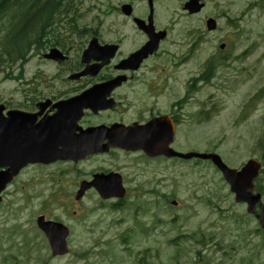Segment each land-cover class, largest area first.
I'll use <instances>...</instances> for the list:
<instances>
[{
	"label": "rangeland",
	"instance_id": "1",
	"mask_svg": "<svg viewBox=\"0 0 264 264\" xmlns=\"http://www.w3.org/2000/svg\"><path fill=\"white\" fill-rule=\"evenodd\" d=\"M168 1V6L160 8L161 18L183 15L179 0ZM249 1L253 0H206L204 11L198 14L203 19L207 16L215 18L219 12L228 11L234 17L233 27H229L226 18L220 14L216 30L207 33L203 25L206 33L201 55L214 53L218 56L217 78L203 85L195 96L197 102L206 106L203 112L209 111V106L215 109L210 114V120H203L201 128L187 135L186 142L181 146L185 152H215L227 166L251 157L264 124V0H256L257 4L252 6H248ZM116 3L117 0H79L74 6L78 13L74 12V16L80 19L79 31L85 25L98 23L102 27L116 29L119 15ZM221 43H225L222 50L219 49ZM245 49L247 55L243 56ZM37 53L38 50L34 49L30 56H26L22 69L25 83L20 88L26 89L27 105L38 99ZM0 60L3 61L0 67L7 66L9 70L17 71L18 66L10 64L5 57ZM194 66L193 59L180 76ZM7 73L9 71L0 69V95L4 98H8L16 87L15 83L4 78ZM169 89L181 92L184 87L178 82ZM195 106L199 107V104ZM195 106H191L190 110L200 111ZM69 165L32 166L20 177L25 184L24 190L11 188L13 194L0 208H19L24 203L26 210L20 215L0 214V257L21 254L26 257L27 264H36L35 258H38V264L39 261L41 264H230L242 260L244 244L240 240L236 246L240 250L231 260L222 256V251L227 250V243L233 245L235 230L228 222L226 183L209 163H170L172 194L168 198L128 199L119 210L103 206L93 193L74 202L77 188L71 182H76L79 177L69 170ZM98 166L96 161H90L74 169L88 173ZM60 187H63L66 196L44 198ZM173 199L177 203L171 208L169 201ZM137 207L147 213L135 216L133 210ZM40 211L69 225L72 229L71 247L90 248V254L85 257L87 260H78L71 255L52 259L49 249L42 246L39 234L37 236L34 232L35 217ZM160 217L166 222L159 221ZM152 219L154 223H150ZM135 220L145 226L135 225ZM175 226L186 237L175 240L177 229H172ZM200 236L213 243L200 246L195 243ZM121 237H127L128 241H121ZM22 240L23 245L20 244ZM219 241H223V248L217 249L214 243ZM177 246L180 247V258L174 256Z\"/></svg>",
	"mask_w": 264,
	"mask_h": 264
},
{
	"label": "flooded vegetation",
	"instance_id": "2",
	"mask_svg": "<svg viewBox=\"0 0 264 264\" xmlns=\"http://www.w3.org/2000/svg\"><path fill=\"white\" fill-rule=\"evenodd\" d=\"M78 1L75 3V0H38L40 18L52 12L46 29L38 31V99L27 105L26 89L20 88L25 83L21 69V62L22 67L25 62L19 54L13 58L15 66H18V76L17 71L7 75L8 80L15 83L16 87L8 98L0 95L3 114L6 115L11 110L34 113L37 111L38 103L39 123L58 115L56 104L82 97L84 101L81 103H84V106L77 103L70 108L71 111H65V115L71 114L75 119L74 135L79 136L85 130L96 128L147 126L157 135L154 139L155 145L165 142L167 136L172 135L170 146L174 150L185 152L181 145L186 142V136L196 133V130L201 128L203 120H210V114H213L215 109L214 106H209V111L203 112L202 109L206 106L203 107L200 101L197 102L195 96L203 85H208L217 78L218 56L214 53L201 55L206 33L203 25L209 16L204 19L200 17L198 14L202 10L195 14L184 11L183 5L187 0H179L183 15L174 14L164 18L160 17L159 11L160 8L168 6L170 3L168 0H117L116 9L119 15L116 29L102 27L101 23H98L94 26L85 25L82 31H75V23L77 22L76 27L79 29L80 21L74 16V6ZM123 5L129 6L130 14L122 13ZM151 12L152 16L149 17ZM219 14L226 18L229 27H233L234 17L228 11H221ZM218 15L213 17L216 20L214 30L218 28ZM137 21L145 24H149L150 21L155 31H165L156 50L139 62L137 57L131 56L149 41V36L140 28ZM206 31L211 32L207 28ZM93 39L96 40L95 49L92 48L94 52L89 54L87 62H83L82 52L90 46ZM113 46H115L113 56L108 63L102 64V56L111 53L109 50ZM51 49L60 52L63 57L61 62L47 58L46 54ZM2 51L17 54L16 49ZM242 54L247 55V50L245 49ZM193 59L195 66L187 68L190 71L180 76L184 67ZM222 59L224 60V57ZM83 71H86L85 74H81ZM71 75L77 77L70 78ZM178 82L184 87L181 92L169 89ZM196 103L199 107L195 106ZM191 106L200 111L197 109L191 111ZM192 128L195 129L194 132ZM260 136L262 137L256 141L254 153L250 158L229 165L230 181L225 182L228 195V222L235 230V235L232 239L233 245L227 243V250L222 251L223 258L231 260L240 250L236 247L239 240L244 244L242 260L230 264H242V261L244 264H264V124ZM110 140L109 135H103L96 141L103 146ZM104 151L86 156L77 162L67 163L76 167L96 161L99 166L93 173L119 174L125 195L120 200L111 199L118 206L123 205L128 199L168 198L172 194L170 163L197 165L200 161L195 158L183 160L164 155L150 156L144 148L132 151L111 146ZM253 157L255 158L252 159ZM247 164H253L256 168L248 171L245 180L240 172ZM76 173L79 177L85 175L84 170H77ZM72 184L75 187L76 182ZM8 190L9 184L2 193L3 201L6 193H9ZM59 194L63 195L61 192L57 195ZM24 206L23 203V207L16 209L2 208L1 213L23 214ZM133 211L135 216L147 213L138 207ZM175 219L176 217L171 221ZM150 223H154V219ZM135 225L145 226L136 220ZM172 229H177L175 240L186 237V234L179 231L178 226ZM198 239H195V243L200 246L213 243L205 240L203 236ZM177 242L179 244V241ZM222 242H215V247L223 248ZM179 248L177 246L174 252L176 258H180ZM10 260L12 264H27L26 257L21 255L10 257ZM35 260L38 264V258Z\"/></svg>",
	"mask_w": 264,
	"mask_h": 264
},
{
	"label": "water",
	"instance_id": "3",
	"mask_svg": "<svg viewBox=\"0 0 264 264\" xmlns=\"http://www.w3.org/2000/svg\"><path fill=\"white\" fill-rule=\"evenodd\" d=\"M201 7L202 4H200L198 0H189L184 5V9L190 13L199 11ZM122 10L126 13L129 12L128 6H123ZM138 24L140 25L141 23L139 22ZM214 26V20L208 19V29H212ZM145 27L146 28L143 29L149 32L150 41L136 53V55L140 56L152 51L157 43V38H159V34L154 33L151 25ZM221 47H223V45ZM88 52L89 49L83 53V57L88 54ZM59 55L60 53L56 50H51L46 56L60 61L61 58ZM107 60L108 57H106V62ZM60 112L61 111L58 112V115L41 120L39 123H34L38 113H23L22 115L13 113L9 114L8 118L4 120L0 119V166L4 164L9 168L8 174L4 172V176L3 174L0 175V178L3 176L2 180H10L21 167L28 163L48 164L57 160L77 161L86 154L99 151L96 149L93 150L92 148L94 144H96L94 139H97L98 136H102L106 131L86 130L79 136H76L74 135L73 126H70V118L64 117ZM127 129L117 131V133L114 132L112 134L113 143L111 144L116 145L120 142V139L124 137V139H127L124 142L131 143L132 147L136 144H144L142 146H144L151 155L165 154L166 156H179L182 158L198 157L205 160L209 159L221 170L226 181H229L231 172L217 154L196 152H189L186 154L178 153L167 146L170 138L165 141V144L160 143L159 145H155L156 142L152 143V138L155 136L147 131L132 130L136 129L135 127L130 128V131ZM154 145L157 148L152 147ZM249 169H251L250 164L246 165L242 172H240L242 178L245 180L247 179L246 173ZM89 186H94L99 195L104 199L112 196L121 197L123 194L120 179L117 174H108L106 176L95 175L91 182H83L76 198H79L84 189ZM37 224L46 232L52 248V253L54 255L65 253L66 228L60 223L43 221V216L37 218Z\"/></svg>",
	"mask_w": 264,
	"mask_h": 264
},
{
	"label": "trees",
	"instance_id": "4",
	"mask_svg": "<svg viewBox=\"0 0 264 264\" xmlns=\"http://www.w3.org/2000/svg\"><path fill=\"white\" fill-rule=\"evenodd\" d=\"M74 12L78 14L77 9ZM51 14L39 17L38 0H0V49L17 48L26 54L38 50V30L46 29ZM76 25L75 31H79ZM4 55L12 58L10 52L0 54Z\"/></svg>",
	"mask_w": 264,
	"mask_h": 264
}]
</instances>
